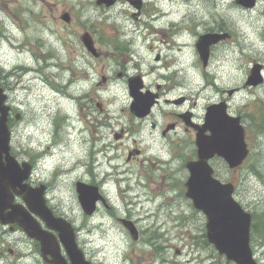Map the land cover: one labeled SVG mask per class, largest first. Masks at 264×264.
Masks as SVG:
<instances>
[{
  "label": "rangeland",
  "instance_id": "1",
  "mask_svg": "<svg viewBox=\"0 0 264 264\" xmlns=\"http://www.w3.org/2000/svg\"><path fill=\"white\" fill-rule=\"evenodd\" d=\"M216 3L144 0L135 19L127 0L110 7L95 0H0V87L14 108L11 145L35 160L45 158L35 164L32 180L49 183L48 202L78 229L80 241H86L83 249L105 264H234L204 243L205 218L184 197V166L174 158L173 143L151 129V121L169 122L186 111L202 120L207 105L228 103V112L249 128L251 155L237 173L216 160L211 165L217 178L233 182L234 198L245 210L256 218L264 214V134H256L244 117L250 113L254 124L264 114V83L243 85L254 62L261 64L264 77V19L258 10ZM216 25L226 26L232 37L211 47L203 67L195 41L200 33L217 31ZM85 33L97 56L81 42ZM133 75L141 77L143 90L156 91L159 85L158 104L142 121L129 111L127 78ZM68 92L87 94L81 111L65 98ZM182 96V103L172 102ZM122 128L124 134L114 138ZM193 138L188 135L187 158ZM132 148L141 153L127 161ZM56 167L61 173L49 180ZM92 176L108 200L97 203L89 216L79 205L74 182ZM125 214L157 235V243L150 247L133 240L117 219ZM255 228L250 247L256 262L264 264V232L256 221Z\"/></svg>",
  "mask_w": 264,
  "mask_h": 264
},
{
  "label": "water",
  "instance_id": "2",
  "mask_svg": "<svg viewBox=\"0 0 264 264\" xmlns=\"http://www.w3.org/2000/svg\"><path fill=\"white\" fill-rule=\"evenodd\" d=\"M110 3L111 0H97V3ZM67 20V16L64 15ZM222 35L206 34L201 35L196 43L200 58L203 64L206 63L209 53V45L217 42ZM85 45L94 52L90 41L84 37ZM259 66L252 68V74L248 77L246 83L256 85L261 81L258 75ZM140 84L129 83L130 95L133 102L130 110L136 114L144 115L153 102L154 95L149 96L148 102L141 108V112L136 111L139 96L137 89ZM5 95L0 89V153H7L9 131L6 125L7 106L2 105ZM210 105L206 108L204 123L198 127L195 135V145L197 148V159L188 161L186 167L189 175L186 181L185 195L191 199L193 206L201 210L206 217V238L212 243L219 253L225 254L227 259L235 261L237 264H256L251 257L249 248V223L250 215L245 212L241 206L233 199V185L223 183L212 176V167L208 164V159L214 155L222 157L229 167L238 166L248 153L247 145L244 140V131L239 124L238 117L229 116L225 112V105ZM208 132V133H207ZM9 162V159L7 160ZM13 165L9 162L5 165L1 175L3 179L14 181L18 173L14 171ZM21 174V173H20ZM19 174V175H20ZM24 177V176H22ZM78 199L83 210L89 214L94 209L95 200L98 195L95 187L85 186L82 183L77 184ZM86 190H92L91 198L86 199ZM29 202V200H27ZM41 202V201H40ZM34 211L40 213L38 209ZM49 214V213H48ZM44 220L60 232L61 239L74 264H83L80 251L76 248L69 233H66L68 225L61 227L45 212L42 213ZM51 216V214H50ZM24 218V228L28 233L37 238L36 226L26 217ZM54 223L51 224L50 222ZM59 222H61L59 220ZM39 236V235H38ZM43 239L42 237H38Z\"/></svg>",
  "mask_w": 264,
  "mask_h": 264
},
{
  "label": "flooded vegetation",
  "instance_id": "3",
  "mask_svg": "<svg viewBox=\"0 0 264 264\" xmlns=\"http://www.w3.org/2000/svg\"><path fill=\"white\" fill-rule=\"evenodd\" d=\"M117 1L119 0H115L112 4H114ZM127 1L134 7L132 17L138 19L142 13L144 0H127ZM215 2H217L216 4L218 5L224 3L226 4L227 7L235 6L239 8L242 12L252 13L258 10L259 15L264 19V0H215ZM101 6L108 7L107 5L104 4H102ZM186 17L187 16L184 14L180 17V20L184 21ZM216 27H217V31L226 32L225 39L218 42L217 44L225 43L229 39H231L232 32L230 29L222 25H216ZM263 36H264V30H263ZM97 55L98 52L95 56ZM118 76H121V74L118 73ZM101 80L102 82H104L105 76H102ZM157 87L159 88V85ZM156 93H157V98H159V91H157ZM86 97L87 94L85 92H81L80 95L77 94L75 97L74 96L72 97L79 111L82 110V102L86 99ZM184 113L175 114L173 116L174 119L170 120L169 122H162L161 124H158L154 121L150 122L151 129L157 128L160 135L166 138V143L169 141L173 143L174 158L176 160L181 161V164L179 166H182V164H184L187 161L186 149L188 144V135L189 134L192 135L195 132V127L192 125L196 126L200 124L199 120L193 118L191 112L187 111ZM12 114L13 111L10 107L8 114L9 126H12L11 123ZM149 115L150 114L136 119L142 121L145 118H147ZM187 115L191 116L189 120L190 126H188L187 123L184 122L185 120L187 121L186 118ZM53 123L54 121L52 122V126ZM52 133H53V129L51 128L49 135H51ZM123 134H124V129L122 128L118 133L113 132V137L114 138H117L119 136L121 137ZM172 134H175L176 137L178 138L175 137L170 139V135ZM8 152L9 155L15 161L17 165L16 167L18 169H20V167L23 164H25V165H29L30 170L24 179H20L19 177H17L14 182L0 181V264H58L60 261H64L65 264H72L69 255L66 251V248L60 239V235L55 229L51 228L50 227L51 225H49L44 219L32 215L33 218L37 221L36 233L41 238L43 237L44 240L39 239L38 235L37 238L29 235L28 231L23 227L24 225L20 219V212L27 209V205L24 200L25 198L24 190L28 188L38 187L39 185L43 186L42 198L44 201V205L52 213V215L54 217H62L66 219L68 222L71 221L69 220L68 216H66L63 213H60L58 209L54 208L48 202V199L46 198V194L49 189L48 186L49 183L44 184L43 182L38 181V179L36 181L32 180L33 170L35 168V162H36L34 157L29 156L26 151L23 152V150H19V151L14 150V148L11 145L9 147ZM140 153L141 150L139 148L129 149L126 153V160L127 161H131L133 159L135 160L137 156L140 155ZM5 157H6L5 153L0 154V173L2 172L1 170L6 163ZM110 159H112V157L108 158L107 160L108 163L110 162L109 161ZM39 160H42V162L45 161L41 156L39 157L38 161ZM96 165L98 164L96 163ZM88 170L91 173V169L89 168ZM59 173H61L59 167L54 168L52 170L49 180H51L54 175ZM104 176L105 174H103L101 178L102 183L103 181H106L105 180L106 178L103 179ZM184 177L186 178V171ZM169 178H171L170 175ZM165 179L166 177L165 174L163 173L159 181L162 183L164 182ZM80 180L89 184H96L99 187L101 194L105 200V202L102 203L106 205L108 200V193L102 187V184L99 180H97L94 176H92L89 180L86 179L84 180L80 179ZM174 183H176V180H174ZM125 215L126 216L118 217L117 219L123 226L124 224L123 222H121V219H125L127 220V222L132 223V225L135 228L136 238L138 236V239L136 241L142 239V241L144 243H147V245L150 247L154 246L157 243L156 241L157 237L153 234V232L148 233L147 230H143L139 226L138 221L136 219L132 218L128 214ZM72 228H73L74 241L77 244V246L82 250L86 260H88L91 264H105L104 262H101L99 259H95L94 254L90 253L89 250L86 251L85 249H83L86 246L84 245L86 241L81 242L79 239L78 229L74 225ZM124 230L126 229L124 228Z\"/></svg>",
  "mask_w": 264,
  "mask_h": 264
},
{
  "label": "trees",
  "instance_id": "4",
  "mask_svg": "<svg viewBox=\"0 0 264 264\" xmlns=\"http://www.w3.org/2000/svg\"><path fill=\"white\" fill-rule=\"evenodd\" d=\"M264 123V114H262L259 118V123L257 125V133H260L261 129L259 127L260 124ZM255 221L260 224L263 232H264V214H261V216H259V218H256L255 214H252V231L253 233L256 231V228H255ZM259 232H261V229H259Z\"/></svg>",
  "mask_w": 264,
  "mask_h": 264
},
{
  "label": "bare ground",
  "instance_id": "5",
  "mask_svg": "<svg viewBox=\"0 0 264 264\" xmlns=\"http://www.w3.org/2000/svg\"><path fill=\"white\" fill-rule=\"evenodd\" d=\"M28 72H31V70H26L24 71L23 73H28ZM87 74V73H86ZM79 79H82V78H79Z\"/></svg>",
  "mask_w": 264,
  "mask_h": 264
}]
</instances>
